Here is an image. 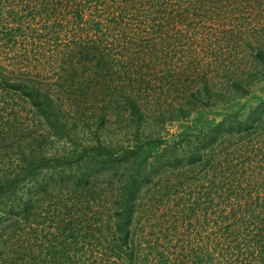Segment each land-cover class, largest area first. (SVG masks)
<instances>
[{
	"label": "trees",
	"instance_id": "1",
	"mask_svg": "<svg viewBox=\"0 0 264 264\" xmlns=\"http://www.w3.org/2000/svg\"><path fill=\"white\" fill-rule=\"evenodd\" d=\"M264 0H0V264H264ZM246 108V107H245Z\"/></svg>",
	"mask_w": 264,
	"mask_h": 264
},
{
	"label": "rangeland",
	"instance_id": "2",
	"mask_svg": "<svg viewBox=\"0 0 264 264\" xmlns=\"http://www.w3.org/2000/svg\"><path fill=\"white\" fill-rule=\"evenodd\" d=\"M264 98V77L253 85V91L247 98L236 99L227 103H222L216 107L208 110L199 119L194 120L193 118L189 121L178 122L174 127V130L193 124L196 129L205 128L208 125L214 124L223 118L227 113L240 109H248L253 106L261 99ZM246 107V108H245Z\"/></svg>",
	"mask_w": 264,
	"mask_h": 264
}]
</instances>
